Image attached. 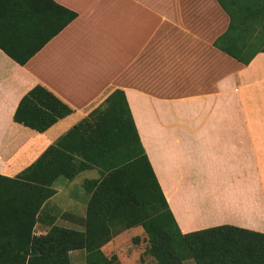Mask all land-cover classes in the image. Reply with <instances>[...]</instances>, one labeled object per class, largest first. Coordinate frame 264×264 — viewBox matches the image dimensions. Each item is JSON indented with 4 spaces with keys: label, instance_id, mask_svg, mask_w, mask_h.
Returning a JSON list of instances; mask_svg holds the SVG:
<instances>
[{
    "label": "crops",
    "instance_id": "crops-1",
    "mask_svg": "<svg viewBox=\"0 0 264 264\" xmlns=\"http://www.w3.org/2000/svg\"><path fill=\"white\" fill-rule=\"evenodd\" d=\"M61 7L76 13L63 28ZM229 22L218 0H0V176L16 177L120 89L180 232L227 224L264 242V51L245 64L216 47ZM37 87L72 108L42 132L14 120ZM98 177L58 176L32 233L82 229L84 183ZM125 230L104 254L116 242L120 264H158L147 246L121 249ZM84 256L69 251L73 264Z\"/></svg>",
    "mask_w": 264,
    "mask_h": 264
},
{
    "label": "trees",
    "instance_id": "trees-1",
    "mask_svg": "<svg viewBox=\"0 0 264 264\" xmlns=\"http://www.w3.org/2000/svg\"><path fill=\"white\" fill-rule=\"evenodd\" d=\"M230 17L227 29L214 45L242 63L264 51L245 40L244 24L237 18L264 15V0H232L237 12L218 0ZM249 1V0H248ZM60 28L75 16L61 7ZM248 18V17H247ZM55 29L54 32H56ZM264 40V23L260 28ZM23 63L24 60H19ZM72 112L52 92L37 87L26 92L14 111V120L42 132ZM97 167L100 177L88 179L90 193L82 229L51 225L33 234L41 204L54 192L58 176L73 178ZM141 226L147 235L146 252L158 264H264V242H255L233 225H218L181 233L140 143L132 115L120 89L112 91L89 114L75 123L16 177L0 176V264H73L69 251L83 249L84 264H120L102 246L121 231Z\"/></svg>",
    "mask_w": 264,
    "mask_h": 264
},
{
    "label": "rangeland",
    "instance_id": "rangeland-1",
    "mask_svg": "<svg viewBox=\"0 0 264 264\" xmlns=\"http://www.w3.org/2000/svg\"><path fill=\"white\" fill-rule=\"evenodd\" d=\"M222 2L226 5H228V8L231 10V12H237L238 9L232 0H222ZM241 2L242 3L244 2V4H245V3H249L250 0L249 1L248 0H242ZM247 17L246 18H241V17L237 18V21L240 20L239 22H243V24H244V29H243V34L245 36L244 39L245 40H248V39L254 40L256 42L257 46L262 47L264 44V40H262L263 37H260V28H261L262 23H264V15L261 14L260 12H257V13L252 12V13L247 14ZM141 229L142 228L139 226L136 228H131V229L125 230V235H127V236L123 237V239L120 241L121 249H123L125 252H127L130 249L132 251L133 250L132 246H135V244L141 245L143 248H144V246H147L148 242H147V235L145 232H144V234L142 233V236L129 238V236H132L135 232H137ZM116 245H117L116 242H114V245H112V244L108 245V247H111V249H112L111 255H113V256L115 255V258H116L115 251H117V249H118V248H115ZM147 257H149L147 261H149V260L154 261L153 257H151V256H147ZM184 263L185 264H195V262L193 261V258H191V257H186L184 259ZM147 264H148V262H147Z\"/></svg>",
    "mask_w": 264,
    "mask_h": 264
}]
</instances>
